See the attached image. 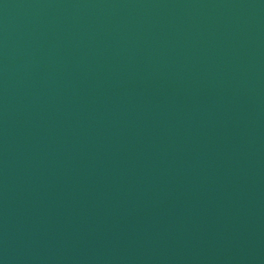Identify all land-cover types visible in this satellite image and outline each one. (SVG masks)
I'll return each mask as SVG.
<instances>
[{"label":"water","instance_id":"1","mask_svg":"<svg viewBox=\"0 0 264 264\" xmlns=\"http://www.w3.org/2000/svg\"><path fill=\"white\" fill-rule=\"evenodd\" d=\"M0 264H264V0H0Z\"/></svg>","mask_w":264,"mask_h":264}]
</instances>
